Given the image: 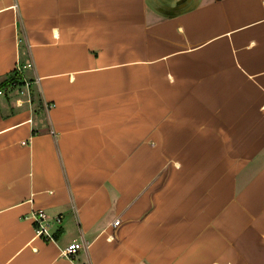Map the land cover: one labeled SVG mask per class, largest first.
<instances>
[{
	"label": "crops",
	"instance_id": "obj_1",
	"mask_svg": "<svg viewBox=\"0 0 264 264\" xmlns=\"http://www.w3.org/2000/svg\"><path fill=\"white\" fill-rule=\"evenodd\" d=\"M0 264H264V0H0Z\"/></svg>",
	"mask_w": 264,
	"mask_h": 264
},
{
	"label": "built area",
	"instance_id": "obj_2",
	"mask_svg": "<svg viewBox=\"0 0 264 264\" xmlns=\"http://www.w3.org/2000/svg\"><path fill=\"white\" fill-rule=\"evenodd\" d=\"M17 70L19 68L17 67ZM31 217L35 222L34 227V236H45L50 237L47 228H48V222L45 212L42 209H37L32 211ZM60 219L58 217L55 218V221H59ZM119 219H113L111 222L112 226H115L118 223ZM85 244L80 240H73L70 243H68L63 249L62 254L71 257L78 249L84 248Z\"/></svg>",
	"mask_w": 264,
	"mask_h": 264
}]
</instances>
